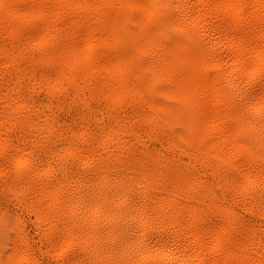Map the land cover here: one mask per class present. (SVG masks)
Returning <instances> with one entry per match:
<instances>
[{
    "label": "bare ground",
    "instance_id": "obj_1",
    "mask_svg": "<svg viewBox=\"0 0 264 264\" xmlns=\"http://www.w3.org/2000/svg\"><path fill=\"white\" fill-rule=\"evenodd\" d=\"M0 115L57 259L264 264V0H0Z\"/></svg>",
    "mask_w": 264,
    "mask_h": 264
},
{
    "label": "rangeland",
    "instance_id": "obj_2",
    "mask_svg": "<svg viewBox=\"0 0 264 264\" xmlns=\"http://www.w3.org/2000/svg\"><path fill=\"white\" fill-rule=\"evenodd\" d=\"M37 100V102L38 103H41L42 101H43V96H41V97H37L36 98ZM40 99V100H39ZM39 100V101H38ZM61 113V114H60ZM63 113V114H62ZM6 116L7 115H3V116H1L0 115V117H3L4 119H6V120H4L3 118H1L2 120H3V122L1 121V119H0V123H2V125L0 126V132H2V134H4L3 132H7L8 130H9V128H10V126H11V128H10V131H14V129L13 128H16V127H18L19 126V124H16L14 121H12V118H10V122H11V124H9L10 122H7V124L5 123L6 121H9V119H7V118H9V117H11V116H8L7 118H6ZM53 115H52V113L51 112H49V117H52ZM58 116L62 119V120H67V121H69V119L76 125V126H79L80 125V121H81V118L79 117V115H76V116H73V117H69L68 116V114L66 113V111H64V110H62V111H60L59 112V114H58ZM36 117V118H35ZM34 118H35V120H36V122H38L37 121V119L39 120V123H38V125H40V126H42L43 125V123L42 122H44V121H42L43 120V118H42V116L40 115H37V116H35ZM39 117V118H38ZM40 118L42 119L41 121L42 122H40ZM90 120V121H89ZM89 120H88V122H91L92 120L93 121H95V120H97L96 118H94V117H90L89 118ZM5 121V122H4ZM15 123L14 125H13V123ZM77 122V123H76ZM3 123H5V126L6 125H8L9 126V128H8V126L7 127H5L4 126V124ZM42 123V124H41ZM2 126H4V127H2ZM5 128H7V130L5 129ZM4 129H5V131H4ZM11 129H13V130H11ZM9 131V132H10ZM8 133V132H7ZM39 150V149H38ZM1 151V150H0ZM39 152V151H38ZM51 156H48V157H45V158H42L43 160H40V162L42 163V166H41V163L38 165L39 167H41V171H38V172H42L43 170L42 169H44L43 167H45V168H50V167H53V165H54V162H52L53 160H51ZM48 159V160H47ZM53 159V158H52ZM47 160V164H46V161ZM51 163L52 162V165L49 163V162ZM3 162H5V159L3 160V159H1V163H3ZM16 164H18V165H16ZM19 164H21V161L20 162H16L15 164H3V166H5V167H1V169L2 170H4V169H6V170H15L16 169V167L18 168V167H20V165ZM44 164H46L45 166H44ZM7 165H9L8 167H7ZM48 165V166H47ZM47 166V167H46ZM50 166V167H49ZM38 170H40V169H38ZM1 174H2V171H0V176H1ZM10 175H8V176H6V177H3V178H1L0 179V245H2V247H0V264H8L9 262H11L12 260H10L11 258V255H12V258L14 259V257L16 258V256H18V255H16L17 253L18 254H20V253H22V255H23V252H21L22 251V246H24L25 248L26 247H33V248H35L37 251H39V252H36L35 251V253H36V256H37V258H39V259H37L36 258V256H35V258L40 262V264H66V263H68V260H69V258H67L66 259V257H65V259L63 258V260H61V259H57L56 258V252H54V251H52V252H47L46 250H48L47 248L48 247H46V246H48V241L47 240H45L44 239V233H43V231L42 230H39V229H37L38 227L36 226L37 225V219H38V216H37V214L36 213H30V210L29 209H27L29 206L27 205V204H25L26 202H22V204L24 203L25 204V206H24V204H23V206H22V204H21V202L20 201H15V200H17V195L15 194V193H13V191H11L10 189H9V183H10V180H9V178L11 177V176H13V175H15V173L14 172H10L9 173ZM27 174H28V172H27ZM49 174V175H48ZM47 175H44V177L46 176V178L47 179H49L50 177H51V173H48ZM48 176V177H47ZM4 179V180H3ZM72 182V184H75V182L73 183V180L71 181ZM71 184V185H72ZM4 185V186H3ZM16 198H15V197ZM10 197V198H9ZM5 198V199H4ZM14 199V200H13ZM27 205V206H26ZM234 207L236 208V209H238L239 207H240V205H238V204H235L234 205ZM240 209L243 211V214H245L246 216H247V214L245 213V211L240 207ZM240 209H238V210H240ZM240 210V211H241ZM264 213H262V215H263ZM33 215V216H32ZM258 216V218H256V221H257V224H259V226L260 227H263L264 228V226H262V225H264V216ZM33 218V219H32ZM261 218V219H260ZM32 220V221H31ZM31 223V224H30ZM36 223V224H35ZM32 225V226H31ZM34 226H35V228H34ZM18 227H20L19 229H18ZM23 227V228H22ZM6 229V230H5ZM16 230H18V233H21V230H22V233H21V235L20 234H18L17 233V231ZM34 230H36V231H34ZM39 232H38V231ZM2 231V232H1ZM23 232H25L26 233V235L25 234H23ZM41 232V233H40ZM38 233H40V234H38ZM23 234V235H22ZM22 236V237H21ZM27 236V237H26ZM39 236V237H38ZM11 237H12V239H11ZM21 237V238H20ZM20 238V239H19ZM23 238V240H24V238H25V240L27 241H25V244L27 243V245L25 246V245H23L24 244V242L23 241H21V239ZM41 238H42V240H41ZM16 241H15V240ZM19 240V241H18ZM30 240V241H29ZM41 241V242H40ZM45 241V242H44ZM20 242V244L22 245V246H20V244H18ZM23 242V243H22ZM28 242L30 243V244H28ZM46 243V244H45ZM41 244H42V246H43V244H44V246L42 247L41 246ZM18 245V246H17ZM31 245V246H30ZM33 245V246H32ZM20 247V248H19ZM23 247V248H24ZM24 248V249H25ZM45 248V249H44ZM18 249V250H17ZM21 249V251H19ZM18 251V252H17ZM46 251V252H45ZM13 252V253H12ZM20 252V253H19ZM16 253V254H15ZM40 253V254H39ZM52 255V256H50L49 257V255ZM52 253H54V254H52ZM14 254L16 255V256H14ZM21 255V254H20ZM47 255V256H46ZM54 255V256H53ZM45 256V257H44ZM55 257V258H54ZM56 259V260H55ZM59 260V261H58ZM61 260V261H60ZM4 261V262H3ZM55 261V262H54ZM8 262V263H7ZM61 262V263H60Z\"/></svg>",
    "mask_w": 264,
    "mask_h": 264
}]
</instances>
